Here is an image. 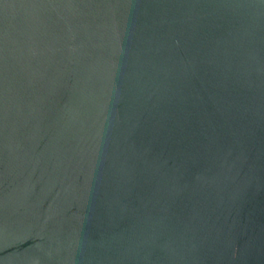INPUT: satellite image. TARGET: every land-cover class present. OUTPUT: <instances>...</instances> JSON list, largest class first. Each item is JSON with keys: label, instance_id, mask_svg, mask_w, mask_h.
<instances>
[{"label": "water", "instance_id": "1", "mask_svg": "<svg viewBox=\"0 0 264 264\" xmlns=\"http://www.w3.org/2000/svg\"><path fill=\"white\" fill-rule=\"evenodd\" d=\"M0 264H264V0H0Z\"/></svg>", "mask_w": 264, "mask_h": 264}]
</instances>
